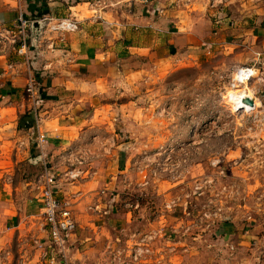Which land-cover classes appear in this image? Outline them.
Masks as SVG:
<instances>
[{
    "label": "rangeland",
    "instance_id": "obj_1",
    "mask_svg": "<svg viewBox=\"0 0 264 264\" xmlns=\"http://www.w3.org/2000/svg\"><path fill=\"white\" fill-rule=\"evenodd\" d=\"M42 1L51 4L53 14L59 12V21H70L78 29L71 15L78 18L79 12L93 7L100 14L143 3L146 11L157 9L158 15L182 1L196 14L206 13L210 18L241 15L243 20L248 2H254ZM68 7H78L79 11ZM237 53L226 49L174 66L130 56L118 62L119 71L108 73L112 83L109 92L114 98L110 101L117 104L121 118L116 119L112 136L107 126L101 129L106 135L102 141L115 138L121 147L116 154L102 150V157H109L111 166L105 164L101 169L109 170L111 176L100 179L95 191L109 189L111 194L104 226L128 229L113 230V239L136 235L138 243L129 253L123 245L117 249V258L106 254L96 264H251V251L242 245L247 238L250 249L256 247L264 253V61L255 64L254 55L247 53L241 65ZM242 68H254L256 75L249 82H239L236 75ZM239 96L253 100L255 107H237L234 98ZM84 148L68 152L74 163L57 167L58 177L88 168L81 162L97 150ZM19 169L18 175L30 174L39 192L43 163L31 173L27 168ZM63 199L75 210V202ZM144 226L158 227L142 230Z\"/></svg>",
    "mask_w": 264,
    "mask_h": 264
},
{
    "label": "crops",
    "instance_id": "obj_2",
    "mask_svg": "<svg viewBox=\"0 0 264 264\" xmlns=\"http://www.w3.org/2000/svg\"><path fill=\"white\" fill-rule=\"evenodd\" d=\"M250 2L243 20L241 15L210 18L206 13L196 14L182 1L158 15L157 9L146 11L143 3L100 14L94 7L84 8L78 18L73 17L75 13L71 15L79 29L69 34L51 30L61 16L59 12L53 14L50 3L0 0V264H46L38 243L49 241L43 230L40 194L30 174L18 175L17 170L23 167L31 173L40 162H46L57 174V167H66L68 161L73 165L68 152L75 147L97 153L81 162L88 168L79 170L78 180L69 181L61 174L58 177L59 198L76 203L72 210L78 226L69 243L71 260L96 264L106 254L117 258V249L123 245L130 252L129 248L138 243L136 235L113 239V230L128 229L104 226L111 194L109 189L95 191L100 179L111 176L109 170L101 169L105 164L111 166L109 157H102V150L116 154L121 147L115 138L102 141L106 135L101 129L107 126L112 136L114 123L121 118L117 104L110 101L114 98L109 92L112 83L108 73L119 71L118 62L130 56L174 66L226 49L239 51L236 59L240 64L247 53L254 55L255 64L263 63L264 1ZM68 8L79 11L78 7ZM21 16L29 23L24 33ZM43 17H49L52 25L42 22ZM38 19L40 29L33 27ZM24 36L28 49L21 52ZM31 78L38 82L36 101L26 93ZM151 227L158 226H144L142 230ZM249 243L247 238L242 244L251 251L248 261L264 264L262 250L250 249Z\"/></svg>",
    "mask_w": 264,
    "mask_h": 264
},
{
    "label": "built area",
    "instance_id": "obj_3",
    "mask_svg": "<svg viewBox=\"0 0 264 264\" xmlns=\"http://www.w3.org/2000/svg\"><path fill=\"white\" fill-rule=\"evenodd\" d=\"M42 22L51 24L49 17H43ZM21 31L24 33L29 23L21 16ZM52 25V24H51ZM77 25L67 21H57L51 26L52 31L74 32ZM28 41L25 36L22 39L21 52L28 49ZM254 68H242L238 71L239 82H249L255 75ZM238 81V80H236ZM27 95L36 101L38 96V82L36 78H31L26 87ZM43 139V138H42ZM43 172L39 176V203L43 220V230L49 236L47 243H41L43 247V259L46 264H75L70 257L69 243L77 231V221L75 219L72 205L59 198V179L55 171L43 162ZM70 179L79 178L77 171H71L67 175Z\"/></svg>",
    "mask_w": 264,
    "mask_h": 264
},
{
    "label": "bare ground",
    "instance_id": "obj_4",
    "mask_svg": "<svg viewBox=\"0 0 264 264\" xmlns=\"http://www.w3.org/2000/svg\"><path fill=\"white\" fill-rule=\"evenodd\" d=\"M249 96H250V95H249ZM246 98H247V97H243V96H239V97L234 98V101H235V99H236V103H235L236 106L239 107V108H240V107H241V108H242V107H248L249 105L245 104V102H244V101L246 100ZM247 99H248V98H247Z\"/></svg>",
    "mask_w": 264,
    "mask_h": 264
},
{
    "label": "water",
    "instance_id": "obj_5",
    "mask_svg": "<svg viewBox=\"0 0 264 264\" xmlns=\"http://www.w3.org/2000/svg\"><path fill=\"white\" fill-rule=\"evenodd\" d=\"M41 25H42L41 23L37 22L36 24H34L33 27L36 29H40ZM244 102H245V104L249 105L250 107H253V108L255 107V102L251 99H246Z\"/></svg>",
    "mask_w": 264,
    "mask_h": 264
}]
</instances>
